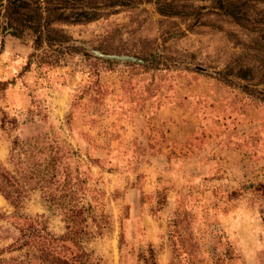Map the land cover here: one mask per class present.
Wrapping results in <instances>:
<instances>
[{
    "label": "rangeland",
    "instance_id": "1",
    "mask_svg": "<svg viewBox=\"0 0 264 264\" xmlns=\"http://www.w3.org/2000/svg\"><path fill=\"white\" fill-rule=\"evenodd\" d=\"M173 1L182 15L149 2L63 26L80 49L54 66L0 23V166L22 189L18 209L0 195V248L18 235L12 213L59 236L77 209L101 264H146L150 252L155 264H264L263 86L207 75L241 64L264 82V48H246L252 37L213 0Z\"/></svg>",
    "mask_w": 264,
    "mask_h": 264
},
{
    "label": "trees",
    "instance_id": "2",
    "mask_svg": "<svg viewBox=\"0 0 264 264\" xmlns=\"http://www.w3.org/2000/svg\"><path fill=\"white\" fill-rule=\"evenodd\" d=\"M213 1L215 11L225 15L231 24L242 28L246 35L252 37L250 44L245 46L246 48L256 47L258 50L264 48L260 44V39L264 38V8L258 10L256 8V4L264 5V0ZM149 2L154 4L155 12L163 17H173L184 13L180 9L181 6L178 7L173 0H0V23L1 29L8 35L16 38L25 36L30 38L32 51L29 57H33L38 63L54 66L64 58L68 51H79L80 49L73 45V39L63 29V26L97 19L102 11L108 8L135 7ZM253 10H256L257 16L254 15ZM259 52L261 56L256 55L257 60L264 62V53ZM81 54L90 56L84 50ZM157 58L158 56L154 57L148 66L156 63ZM255 71V67L236 64L228 66L222 72L216 71V74H221L219 78L207 75L224 84L229 82L228 77L230 76L249 81V84L253 86L261 84L263 88L255 91L259 101L264 103V82H261L263 80L254 82ZM5 83V81L0 82V88ZM243 86L248 87L247 84ZM16 145V141H12L10 151L13 152ZM16 152L19 151L16 150ZM47 172L43 176L47 177L49 174ZM29 174V179L32 180L33 170H30ZM21 193L18 178L3 171L0 166V195L14 209H18L21 206ZM68 211L63 213L66 231L59 236L50 233L44 225L29 216L12 213L7 220L18 231V235L6 246L0 248V253L29 246L38 255L32 254L31 257L20 260L0 258V262L7 264H101L100 259L94 256V251L83 244L92 238V234L81 226L83 219H79L80 211L77 209ZM2 215L0 214V217ZM146 261V264H155L152 252L148 254Z\"/></svg>",
    "mask_w": 264,
    "mask_h": 264
},
{
    "label": "water",
    "instance_id": "3",
    "mask_svg": "<svg viewBox=\"0 0 264 264\" xmlns=\"http://www.w3.org/2000/svg\"><path fill=\"white\" fill-rule=\"evenodd\" d=\"M92 53L98 57L108 59V60H116V61H122V62H132L137 64H143L146 61L140 58H137L133 55H124V54H102L99 51H92ZM154 58V55H152L149 58V61H151Z\"/></svg>",
    "mask_w": 264,
    "mask_h": 264
}]
</instances>
